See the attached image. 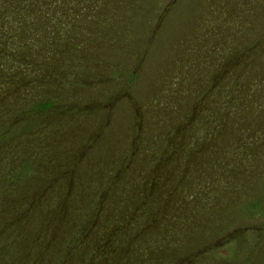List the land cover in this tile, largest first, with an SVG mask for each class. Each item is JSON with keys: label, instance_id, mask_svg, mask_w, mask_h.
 Masks as SVG:
<instances>
[{"label": "rangeland", "instance_id": "374dc122", "mask_svg": "<svg viewBox=\"0 0 264 264\" xmlns=\"http://www.w3.org/2000/svg\"><path fill=\"white\" fill-rule=\"evenodd\" d=\"M0 264H264V0H0Z\"/></svg>", "mask_w": 264, "mask_h": 264}]
</instances>
